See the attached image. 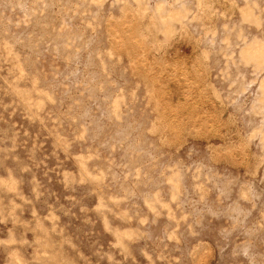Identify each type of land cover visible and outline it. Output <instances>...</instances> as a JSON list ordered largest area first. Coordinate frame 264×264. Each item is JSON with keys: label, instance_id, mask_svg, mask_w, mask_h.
<instances>
[{"label": "rangeland", "instance_id": "374dc122", "mask_svg": "<svg viewBox=\"0 0 264 264\" xmlns=\"http://www.w3.org/2000/svg\"><path fill=\"white\" fill-rule=\"evenodd\" d=\"M0 264H264V0H0Z\"/></svg>", "mask_w": 264, "mask_h": 264}]
</instances>
